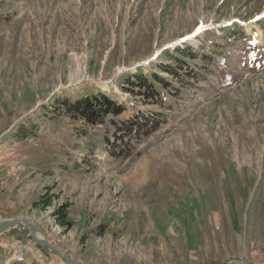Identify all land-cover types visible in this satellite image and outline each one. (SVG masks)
<instances>
[{"label": "rangeland", "instance_id": "rangeland-1", "mask_svg": "<svg viewBox=\"0 0 264 264\" xmlns=\"http://www.w3.org/2000/svg\"><path fill=\"white\" fill-rule=\"evenodd\" d=\"M151 73L157 97L128 82ZM99 91L123 112L61 110ZM138 112L159 126L116 140ZM19 217L80 264H264V0H0V221ZM0 264L66 262L20 222Z\"/></svg>", "mask_w": 264, "mask_h": 264}, {"label": "trees", "instance_id": "trees-1", "mask_svg": "<svg viewBox=\"0 0 264 264\" xmlns=\"http://www.w3.org/2000/svg\"><path fill=\"white\" fill-rule=\"evenodd\" d=\"M187 48L191 49L190 47ZM179 52L183 55L194 57V53H189L185 51V49H181ZM160 67L162 71L172 72V69L166 65L160 64ZM153 80H157L160 83L162 82L163 85L166 84L164 79L156 73H151L149 77L144 74H137L128 82L140 88L137 91L139 94H144L146 97H154V95L157 97L158 93L153 86ZM59 103L64 113L72 118H80L90 124L103 123L107 116L118 115L124 110L121 103H118L102 91L79 96L74 100H69L67 98L61 99ZM159 124V121L156 119L148 118L143 113L138 112L133 117L115 121L113 136L116 140L120 141H123L124 138L132 140L141 134H148L155 130ZM115 152L119 153L120 150L117 149ZM60 213L59 216L61 219L59 223L63 224L62 220L66 216L65 209L60 210Z\"/></svg>", "mask_w": 264, "mask_h": 264}, {"label": "water", "instance_id": "water-1", "mask_svg": "<svg viewBox=\"0 0 264 264\" xmlns=\"http://www.w3.org/2000/svg\"><path fill=\"white\" fill-rule=\"evenodd\" d=\"M20 222H23L25 224V226L29 230V233L31 234L33 239L38 244L43 245V246H47V247L53 249L55 252L63 255L64 261L66 262V264H80V263H77V262H74V261L70 260L63 251H61L57 246H55V245L51 244L50 242H48L45 238H40V237L36 236V232H38L37 229L25 217L1 220V222H0V232L8 230V229L12 228L13 226H15L16 224H18ZM225 264H246V263L243 260H240V259H231V260L227 261Z\"/></svg>", "mask_w": 264, "mask_h": 264}, {"label": "bare ground", "instance_id": "bare-ground-1", "mask_svg": "<svg viewBox=\"0 0 264 264\" xmlns=\"http://www.w3.org/2000/svg\"><path fill=\"white\" fill-rule=\"evenodd\" d=\"M75 81H80V78H78V79H75ZM102 87H104V86H102ZM1 222V221H0ZM39 233L38 232H36V236H38V237H40V238H43L41 235H38Z\"/></svg>", "mask_w": 264, "mask_h": 264}]
</instances>
